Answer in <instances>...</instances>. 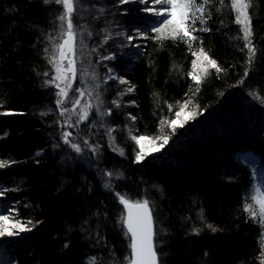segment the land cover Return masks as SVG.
<instances>
[{"label":"trees","instance_id":"16d2710c","mask_svg":"<svg viewBox=\"0 0 264 264\" xmlns=\"http://www.w3.org/2000/svg\"><path fill=\"white\" fill-rule=\"evenodd\" d=\"M73 2L74 31L92 33L83 55L77 50L75 56L74 88L100 85L99 100L95 91L89 96L94 106L87 120L69 129L80 153L64 143L57 89L48 83L55 74L49 63L53 41L62 42L57 20L62 5L0 0V113H12L0 115V160L14 161L0 169L5 193L0 209L9 201L19 210L13 221H32V231L0 239V263L90 264L95 258V264H128L120 193L132 202L149 201L159 264H262L264 227L245 211L257 175L243 156L254 155L264 171V0H252L248 10L256 48L251 64L230 0L223 5L210 0L203 13L206 24L197 20L195 25L210 31L193 32L198 39L191 47L187 38L155 39L150 23L133 15L141 11L138 3L83 0L78 21L80 9ZM119 23L147 28L128 71L124 62H98L101 56L119 55L112 39L100 46L105 35L120 31ZM200 48L221 71L209 66L197 83L193 62ZM81 68L95 71L98 79L84 77L82 83ZM107 68L134 87L130 99L118 102L125 85L103 82ZM186 101L194 118L171 135L161 122L175 119ZM108 110L110 115H100ZM131 129L137 136L171 139L137 163ZM85 140L98 150L86 147Z\"/></svg>","mask_w":264,"mask_h":264},{"label":"snow or ice","instance_id":"6c2138e0","mask_svg":"<svg viewBox=\"0 0 264 264\" xmlns=\"http://www.w3.org/2000/svg\"><path fill=\"white\" fill-rule=\"evenodd\" d=\"M54 3L58 5H62L64 11L57 16V20L60 22V39L61 43H56L53 41L55 51L50 55L49 63L53 65L55 76H53L48 83L54 86L59 91L56 92L57 97H67L68 91L72 87L73 81L77 77V61L75 59L77 50L83 55L84 49L87 48L85 44V39L91 38L92 33L90 31H74V25L72 21V14L74 12V2L73 0H53ZM76 5L79 6V11H77V20L79 21L82 17L80 16V11L83 10V0H75ZM132 2V0H119L120 5L127 4ZM141 3H145L148 7L144 8L143 11L150 12L152 15L157 17L156 25L151 29L152 32L157 33L155 39H180L185 40L187 38V43L189 47H191V41L197 40L198 37L193 35V32L196 31H210L207 27L196 28V22L199 20L201 25L206 24V19L204 18L205 7L210 3V0H139ZM45 3H49V0H45ZM221 5H223V0H220ZM156 5H161V7L157 8ZM252 7V0H230V8L235 12V20L234 22L241 26L242 36L238 37L239 39L244 40L246 43L244 45L245 48L248 49V63L251 64L253 58L256 55V48L252 43V19L249 14V8ZM219 11V9H218ZM100 12L103 13V9H100ZM197 13L200 15L198 16ZM210 18V14L209 17ZM120 35V34H118ZM66 37V38H64ZM140 38H147L144 33L138 32L136 36L127 35V45L130 47L138 48L140 47L138 44H133V41ZM112 39L111 35H105L103 41L100 46L103 44H107L108 41ZM47 51V50H46ZM95 51V49H93ZM197 56V60L207 61V64L212 68H216L219 72L217 62L211 59L206 52H204L203 48L199 49L198 53H194ZM72 57V58H69ZM67 59L68 67L65 68L63 66V61ZM116 55L113 53L111 55L101 56L99 57L98 62L103 61H111L115 60ZM106 67V66H105ZM196 67V61L193 62V68ZM206 71V69H205ZM81 82L84 83V77H91L92 80L98 79L95 71L89 73L87 69L81 68ZM70 74V75H69ZM45 75H48L45 73ZM245 77H247L248 72L245 71ZM192 79L199 83L200 77L192 74ZM109 80L118 81L121 84L128 83L122 77H119L117 74L113 73L111 68H107V76L103 81L105 84ZM56 81H61L64 83V87H61L60 84L56 83ZM243 83V80L240 81ZM100 85L96 84L92 88H81L77 87L76 93L80 97H83L87 92L89 96L92 95V92H96V99L99 100V89ZM134 91V87L127 88V92ZM256 97V94H252ZM259 99V97H256ZM72 103L79 105L80 100L74 99ZM117 107H119V103L117 101H113ZM135 103L134 101L132 102ZM189 102H185L179 111L175 113V119L170 121H162L161 124L167 123L168 127L171 130V135H175V131L177 127H184L185 123H187L190 119L194 118L193 113L186 112ZM261 103H264V100H261ZM57 106L63 104V99H57ZM93 107L92 104L86 103L81 112H77V120L76 124L87 120L89 115V110ZM97 108L99 105L96 106ZM198 107V106H197ZM171 108V106H169ZM70 110L68 108H62L60 114L63 116L65 113H68ZM206 111V110H205ZM12 113L5 112L0 113V115H9ZM111 112L108 110L107 112H101L100 115H110ZM199 114H203L202 112ZM183 116V120L181 117ZM132 120H135V116H131ZM71 120L69 116L65 123H68ZM75 126V125H70ZM113 131V129H108L109 134ZM162 131V129H161ZM129 134L131 135V130H129ZM71 133L64 132L62 133V138L65 144H69L70 147L77 153L83 151L81 146L77 143H73L69 140V136ZM171 135L162 134L161 136L156 137L155 139L151 137L145 136H135L133 135L131 138L137 143L139 146V152L136 155V162H142L146 155H150L151 153L161 151L168 145L169 140L171 139ZM157 141H162V143H157ZM149 145V149L145 151V144ZM84 145L88 148H91L93 152H96L98 149L92 145L88 144V141H84ZM115 150V149H114ZM39 155V153H37ZM14 161H4L0 160V169L5 167H10ZM107 177H112V172L104 173ZM264 179V177H262ZM106 188H111L110 183H106L104 185ZM251 200L257 206L258 210L254 209L253 204H246L245 211L249 212L250 217L255 219L259 216V223L261 227H264V183H257L252 187ZM4 190L0 189V196H3ZM116 196L121 204H123L126 208V215L122 216L121 222L126 226V235L129 236L130 240V249L131 255L128 258V264H159V258L156 252V245L154 243V221L152 217L151 208L149 206V201L147 199L137 200L135 202L126 199L124 195L120 193H116ZM12 212L16 213V217L19 216L18 209H10L9 215L0 214V237L8 236L12 237L14 235H18L21 232H30L32 228L28 225L32 224V221L29 220L27 223L20 221L18 218L14 219V221H10L9 216ZM39 223V222H37ZM34 227V225H33ZM211 228L212 226L209 225ZM212 231H216L215 228H212ZM198 234V230H197ZM68 245L65 244V247ZM260 246L264 249V233H261L260 237ZM207 255V253H205ZM262 264H264V252L261 253ZM90 264H95V258L90 262Z\"/></svg>","mask_w":264,"mask_h":264},{"label":"rangeland","instance_id":"374dc122","mask_svg":"<svg viewBox=\"0 0 264 264\" xmlns=\"http://www.w3.org/2000/svg\"><path fill=\"white\" fill-rule=\"evenodd\" d=\"M134 3L135 4L138 3L141 6V11L139 13H135L134 12L133 15L136 16L142 22H146V21L149 22L150 23L149 24L150 28H153L156 25V22H157L158 18L155 17L154 15H152L150 12L143 11L144 8L148 7L147 4L141 3V2H139V0H132V2L127 3V4H123V5H130V4H134ZM155 7L159 8V7H161V5H156ZM123 13H121V14H123ZM120 16H122V15H120ZM121 18L122 17H120L116 22L118 23L120 20L122 21ZM117 26L120 28V31L116 32L114 35L111 34V36H112V40H113L115 49H119L120 52H119V55H118V53L117 54L114 53L116 55V59L115 60H111V62L116 63V64L124 62L125 66H126V70H128L127 68H129L131 63L134 62L135 55L137 54V52L141 51V45L139 44V41L142 40L143 38L136 39V40L133 41V44H138L140 46L138 48H135V47L126 46L127 45V35L136 36L138 32L144 33V30L147 29V28L143 25V23L142 24L140 23L139 25H131V26H125V25H122V24L119 23ZM118 34H120V35H118ZM64 38H66V37H64ZM119 50H117V52ZM111 54H113V53H111ZM69 58H71V57H69ZM195 61H196L195 72H196L197 76H200V75H202L205 72V69H207L209 67V65L207 64V61L201 62L202 58H201V60H197V56L195 58ZM63 66L65 68L68 67L67 59H65L63 61ZM113 73L117 74L119 77H122L118 72H113ZM54 76H55V74H54ZM115 82H117L118 84H121L118 81H115ZM56 83L60 84L61 87H64V83L63 82L56 81ZM74 85H75V80L72 83L71 89L68 91L67 97H57V99H63V104L58 106L59 109H60V112H61L62 108H68L70 110L68 113H65V115H63V116L60 114L61 115V120H62V127L64 128L65 132H69V133H70V131H69L70 125L73 122H76V120H77L76 113L77 112H81L82 107L86 103H90V104L93 105V100L89 97L88 93L87 94L85 93V95L83 97H80L78 95V93H76V89L77 88H76V86L74 88ZM122 85H125V88H124V92L122 94V97L121 96L119 97L120 99L118 100V102H122L123 98L125 100L126 99H130V96L134 92V91L127 92V88L132 87L129 83H125V84H122ZM57 91H59V89H57ZM74 99H79L80 100V104L76 105V104L72 103V101ZM92 108L89 110V114H90ZM69 116L71 117V120L68 123H65V121L68 119ZM181 119L183 120V116L181 117ZM167 127H168V125L166 124L165 128H167ZM133 135L137 136L136 135V131L131 129V137ZM69 138H70V136H69ZM136 145H137V143H136ZM138 149H139V146H138ZM148 149H149V145L146 143L145 144V151L147 152ZM158 152L151 153L150 155H154V154H156ZM243 161L247 162V163H250V164H252L254 166L255 174L257 175V182L255 184L264 183V179H262V177H264V171H263V167L258 166V159L254 155L248 153V154L244 155ZM251 195H253V193H251ZM7 202H8V203H6L7 207L4 208V209H0V214L9 215V210L10 209H17L16 205L11 204L9 201H7ZM250 204H253L254 209L258 210L257 206L254 204L253 201ZM14 213L15 212H12L11 215L9 216L10 221H13L12 218L15 215ZM257 217H259V216H257ZM1 238L2 237H0V239ZM0 264H6V263L2 262Z\"/></svg>","mask_w":264,"mask_h":264},{"label":"water","instance_id":"95a60500","mask_svg":"<svg viewBox=\"0 0 264 264\" xmlns=\"http://www.w3.org/2000/svg\"><path fill=\"white\" fill-rule=\"evenodd\" d=\"M72 58V57H71ZM123 208H124V211H125V215H126V208H125V206L123 205ZM151 212H152V210H151ZM152 217H153V213H152ZM153 221H154V218H153ZM126 227V226H125ZM154 232H155V223H154ZM155 235H156V233H155ZM154 243H155V236H154ZM157 252V251H156ZM157 255H158V253H157ZM159 258V257H158Z\"/></svg>","mask_w":264,"mask_h":264},{"label":"bare ground","instance_id":"6f19581e","mask_svg":"<svg viewBox=\"0 0 264 264\" xmlns=\"http://www.w3.org/2000/svg\"><path fill=\"white\" fill-rule=\"evenodd\" d=\"M128 71V70H127Z\"/></svg>","mask_w":264,"mask_h":264}]
</instances>
